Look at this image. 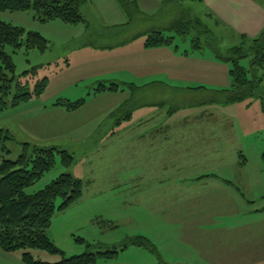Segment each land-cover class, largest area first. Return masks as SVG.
<instances>
[{
    "label": "rangeland",
    "instance_id": "obj_1",
    "mask_svg": "<svg viewBox=\"0 0 264 264\" xmlns=\"http://www.w3.org/2000/svg\"><path fill=\"white\" fill-rule=\"evenodd\" d=\"M140 6L146 14L143 19L134 14V26L128 20L113 26L126 22L115 0H85L79 8L84 21L75 24L59 19L39 22L32 10L0 11L5 22L26 31L34 27L48 40L43 52L5 47L15 76L36 67L34 74L20 77L29 81V90L44 77L47 84L38 96L0 111V129L9 135L0 161L16 160L25 149L30 155L34 147L55 146L74 157L76 174L89 178L90 182H83L81 197L57 209L45 231L65 257L91 253L93 264H264V111L258 98L225 104L224 90L230 88V80L191 91L185 84L166 79L133 76L128 69L107 71V63H101L108 54L97 67L65 66L73 48L113 46L145 26L144 30L148 26L163 29L180 50L198 52L192 47L195 29L186 36L169 29L186 11L203 21L222 52L241 42L206 14L200 2L158 0ZM198 36L201 42L207 39L205 34ZM202 50L211 54L206 45ZM114 55L109 57L114 59ZM227 65L231 68V63ZM239 65L248 68L249 59H240ZM259 74L264 77V69ZM100 84H117V91L96 92ZM80 98L85 103L72 118H66L65 110L55 104ZM137 107L153 110L144 128L161 126L167 118L161 112L172 114V127L180 125L175 118L192 124L196 121L193 113L206 112L197 121L217 130L216 157L192 167H163L149 159L159 157L151 148L154 141H138L135 151H130L131 137L140 134L130 126L111 128ZM104 144L107 149L100 153L105 151L106 157L101 161L99 151ZM167 150H172V144ZM131 168V182L120 179L129 177ZM67 170L71 167L65 168L56 153L51 168L25 191L40 190ZM187 174L189 179H184ZM113 249L117 252L111 256L101 254ZM24 252L50 263L61 259L60 254L40 249H0V264H26Z\"/></svg>",
    "mask_w": 264,
    "mask_h": 264
},
{
    "label": "trees",
    "instance_id": "obj_2",
    "mask_svg": "<svg viewBox=\"0 0 264 264\" xmlns=\"http://www.w3.org/2000/svg\"><path fill=\"white\" fill-rule=\"evenodd\" d=\"M116 1L127 16L128 22L131 21L132 16L134 18V14L142 13L134 0ZM188 1L202 2L203 0ZM84 2L85 0H0V11L32 10L33 18L39 22L59 19L75 24L84 21L79 11ZM181 15L175 23L169 26L170 30L186 36L195 29L197 34L192 37L193 49L201 50L206 45L219 61L231 63L229 70L231 85L228 90H224L226 92L224 103L258 98L264 111V77L257 75L259 70L264 69V28L257 36L242 37L239 45L222 52L217 45L216 38L199 17L191 15L189 11ZM163 31L161 28L150 29L146 33L144 45L146 47L172 45L173 37L167 36ZM200 34L206 35L205 42L200 41L198 36ZM6 46L13 51L24 46L27 50L35 48L43 52L48 47V40L37 31H26L23 27L14 26L0 18V111L8 105L15 106L33 96H38L47 84V78L44 77L36 82L32 90H29V81H21L20 77L34 74L36 67L24 71L20 76H15V65L11 56L5 51ZM242 58L249 59L248 68L239 65V60ZM106 90L117 91V84H111L109 87L100 84L95 89L96 92ZM84 103L85 99L80 98L75 101L60 100L55 104L66 111H75ZM129 116L130 111L118 119L116 124ZM8 138L7 131L0 129V153L6 151L4 141ZM56 153L60 155L61 163L65 168L72 166L74 157L69 152L55 146L34 147L30 155L25 149L16 160L4 158L0 161V249L11 252L32 248L61 255L58 262L50 263L36 260L30 252H24L22 260L26 264H93L95 256L91 253L65 257L63 251L45 232L57 209L66 208L81 197L82 180L74 177L69 171H65L42 189L33 193L25 191L51 168ZM57 200H59L58 204ZM116 252V249H113L101 254L111 256Z\"/></svg>",
    "mask_w": 264,
    "mask_h": 264
},
{
    "label": "crops",
    "instance_id": "obj_3",
    "mask_svg": "<svg viewBox=\"0 0 264 264\" xmlns=\"http://www.w3.org/2000/svg\"><path fill=\"white\" fill-rule=\"evenodd\" d=\"M134 1L138 4L142 12L139 15L143 19L146 12L140 5H150V3L152 4L158 0ZM115 3L119 7L116 0ZM200 3L207 10L206 14H210L219 25L226 28L232 36H236L240 40L242 37H255L264 28L263 0H203ZM125 17L126 22L124 24L113 26L127 24L128 19L126 15ZM128 23L129 25L132 24V26L136 24L134 21ZM141 25H144V23ZM145 27H141L139 33L130 35L113 46L101 48L84 44L83 46L73 48L65 57V66L69 68L74 64L97 67L100 60L105 59L103 56L108 54L106 55V60H102L105 63H101H107V71H111V69H128L133 76L146 75L158 80L159 78L166 79L175 84H185L188 86L187 89L191 91L196 88L206 87V84L215 82L227 84L229 80L231 81L228 62L219 61L211 51H209L211 54L205 55L202 49L198 50V52L180 50L178 45L173 44L146 47L144 45L146 33L154 26H148L144 30ZM29 29L39 31L34 27H30ZM113 53H116L114 59L109 57ZM158 84L164 83L159 81ZM56 109L60 110L59 108ZM78 110H65L66 118L68 116L74 117L75 115L73 114ZM167 112L165 114L163 112L159 113L162 118L167 117L161 126L144 128L142 125L151 117L153 110L146 107H137V109L134 108L130 111L129 118H124L119 124L115 123L111 129L122 130L128 129L130 126L132 131L140 134L131 137L130 151H135V143L138 141L145 142V139L154 141L152 144L155 147L151 146V148L158 151L160 158L150 157L149 159H156L157 162L155 163L163 167H192L195 166L194 164L201 163L203 159H211L212 156L216 157L217 130L210 125H200L197 121L198 119H203L206 112L193 113L192 117L196 121L192 124L187 122V119L180 120L181 118H175L176 121L179 120V127H172L173 125H170V123L175 124V122L170 116L172 114H169V111ZM133 123H136V128L132 127ZM171 144L172 150H167L171 148ZM105 149H107L106 144L99 151L101 161L106 157V154L105 151L103 153L100 152ZM212 150H214L213 154ZM151 156H153V153H151ZM146 159L147 157L144 160ZM145 163L147 165L151 164L149 161H145ZM75 168L76 165L71 166V171H67L74 177L80 178L84 183L90 182L89 178L83 179L79 174H76ZM132 171L133 169L131 168L129 177H127V174L121 176L120 179L123 178L131 182ZM133 177L137 178L135 173ZM184 179H189L188 174Z\"/></svg>",
    "mask_w": 264,
    "mask_h": 264
}]
</instances>
